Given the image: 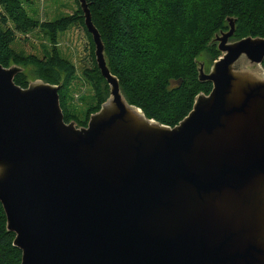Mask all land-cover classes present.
<instances>
[{
    "label": "water",
    "instance_id": "obj_1",
    "mask_svg": "<svg viewBox=\"0 0 264 264\" xmlns=\"http://www.w3.org/2000/svg\"><path fill=\"white\" fill-rule=\"evenodd\" d=\"M79 2L110 89L87 126L65 121L59 85L23 88L0 63V201L21 264H264V80L235 72L264 71V38L232 41L228 17L199 68L211 92L171 127L126 99Z\"/></svg>",
    "mask_w": 264,
    "mask_h": 264
},
{
    "label": "trees",
    "instance_id": "obj_2",
    "mask_svg": "<svg viewBox=\"0 0 264 264\" xmlns=\"http://www.w3.org/2000/svg\"><path fill=\"white\" fill-rule=\"evenodd\" d=\"M87 2L105 44L107 64L118 77L129 103L141 108L148 118L171 127L191 112L199 93L211 92L212 82L199 78L197 58L204 51L213 60L221 55L211 40L216 33L229 30L228 17L236 19L232 41L248 36L264 38V0ZM78 24L88 35L93 60V66L83 73L95 91L85 122L68 105L76 65L62 56L57 47L43 56L25 54L13 47L17 31L26 33L41 28L56 43L60 33ZM94 52L95 44L81 9L56 20L40 22L29 16L22 0H0V63L5 67L11 64L29 67L36 77L59 85L66 122L74 119L86 125L90 113L97 112L109 96V84L101 74ZM15 82L23 88L29 85L25 72L17 74ZM15 237L8 229L7 214L0 201V264H21L22 251L14 245Z\"/></svg>",
    "mask_w": 264,
    "mask_h": 264
},
{
    "label": "rangeland",
    "instance_id": "obj_3",
    "mask_svg": "<svg viewBox=\"0 0 264 264\" xmlns=\"http://www.w3.org/2000/svg\"><path fill=\"white\" fill-rule=\"evenodd\" d=\"M22 2L29 13V16L40 22L56 20L63 15L74 14L81 9L79 0H22ZM8 25L12 26L11 23ZM219 33L220 32L216 34ZM215 36L212 38L211 42L216 43L218 48V42L214 40ZM13 47L19 52H24L25 54H36L38 56H43L46 52H50L53 47H57L62 56L69 59L76 65V77L71 83L68 91V105L69 109L73 111V114H76L77 117H79V120L85 122L87 115L89 114L87 110L94 103L95 91L92 84L83 74L86 68L93 66L91 45L84 27L79 24L72 26L69 30L59 34L56 43H54L52 38L46 34L45 31H42L41 28H37L26 33L17 31L16 41ZM219 57L216 60H218ZM214 62L215 60L211 59L208 51H204L197 58L198 70L200 66L203 65L204 71L209 73L214 65ZM15 65L17 64H11L10 66ZM19 67L22 68L21 72H25L27 75L29 84L41 79L34 75L31 68L23 66ZM248 67L251 69L255 68V66L252 65H248ZM94 113H96V111H92L90 115ZM90 118L91 116H89L86 125H83L74 119L69 122H74L76 127L80 128L87 126Z\"/></svg>",
    "mask_w": 264,
    "mask_h": 264
},
{
    "label": "bare ground",
    "instance_id": "obj_4",
    "mask_svg": "<svg viewBox=\"0 0 264 264\" xmlns=\"http://www.w3.org/2000/svg\"><path fill=\"white\" fill-rule=\"evenodd\" d=\"M239 67H242V66L240 64H238L237 67H235L236 68L235 72L237 74H242L241 76L246 75L247 78H248V82L264 80V71L260 67H259L260 69L257 70L256 75L254 74L255 76L254 75H250L247 72L248 70H246L244 67H242V68H239ZM110 108L113 109L112 107H110Z\"/></svg>",
    "mask_w": 264,
    "mask_h": 264
}]
</instances>
